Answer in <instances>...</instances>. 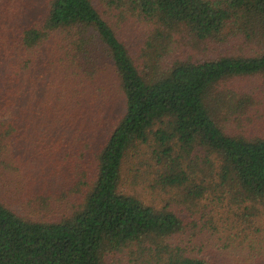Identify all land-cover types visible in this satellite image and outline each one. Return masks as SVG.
<instances>
[{"label":"trees","instance_id":"1","mask_svg":"<svg viewBox=\"0 0 264 264\" xmlns=\"http://www.w3.org/2000/svg\"><path fill=\"white\" fill-rule=\"evenodd\" d=\"M128 3L150 27L140 44L93 0H0V264H103L132 245L143 264L247 261L207 245L208 259L193 254L169 204L121 181L130 150L152 141L155 183L251 203L243 214L264 207V133L225 129L257 96L264 105V85L221 87L264 73V0ZM181 31L262 52L166 62ZM37 155L50 170L33 172Z\"/></svg>","mask_w":264,"mask_h":264},{"label":"rangeland","instance_id":"2","mask_svg":"<svg viewBox=\"0 0 264 264\" xmlns=\"http://www.w3.org/2000/svg\"><path fill=\"white\" fill-rule=\"evenodd\" d=\"M93 2L109 21H116V15L121 14L122 23L125 24L128 31L133 32L139 44L141 35H144V42L146 41L150 27L144 19L131 15L133 12L129 8L128 0H93ZM227 49L235 52L244 51L245 54L249 53V55L262 52V48H258V46L253 49L246 47L242 49L233 42L222 44L200 41L190 32L181 31L174 36L170 48L166 51L168 60L165 61L174 62L216 57ZM261 85H264V73L224 81L221 87L239 93H250ZM261 123H264V105L257 96L253 104L251 102L248 104L245 112L233 117L228 122L230 126L225 124V129L230 133L237 134H253L255 130L264 133V124L260 126ZM107 134L109 135V129L97 138L99 140L98 145L107 139ZM152 144L153 142L150 141V146L140 144L130 150L127 159L129 162L126 161L123 168L122 188L127 191L138 189L144 197L153 200L157 208H163L169 204L171 210L184 221L185 229L180 237L183 239L181 243H188L192 253L198 257H207V259L210 257L208 250H205L207 245L212 250H217L218 247L225 249L228 256L242 260V263L246 257L247 261L245 260L244 264L249 262L251 264H264V207L262 206L253 214H243L245 208L252 206L251 203L240 205L237 201L231 202L226 199L222 202L223 204H220L213 198V195H207L193 201L187 197L186 192L181 188L155 183L157 173H152V171L153 168L157 171L159 166L155 161V165H150ZM94 150L90 152V155L94 154ZM90 159L92 162L88 174L91 175L90 180H92L96 174L97 160L93 155ZM32 169L33 172L41 174L42 169L50 170L51 167L45 159L37 155V161ZM146 176H150V178L146 180ZM230 203L236 209L235 211L234 208L231 211ZM248 211L250 212V210ZM247 219H250V224ZM148 247L149 244L146 248ZM142 257L141 247L132 245L108 253L104 257L103 264H143Z\"/></svg>","mask_w":264,"mask_h":264}]
</instances>
